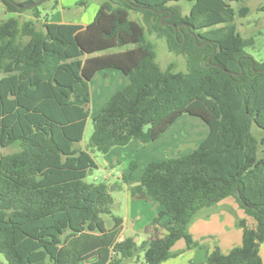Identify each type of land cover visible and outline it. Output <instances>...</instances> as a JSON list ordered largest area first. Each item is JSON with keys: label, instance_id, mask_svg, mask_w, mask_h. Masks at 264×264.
<instances>
[{"label": "trees", "instance_id": "16d2710c", "mask_svg": "<svg viewBox=\"0 0 264 264\" xmlns=\"http://www.w3.org/2000/svg\"><path fill=\"white\" fill-rule=\"evenodd\" d=\"M33 1L0 0L7 12L32 13L0 20V148L17 146L0 152L6 264H138L140 253L141 264H161L176 254L177 240L198 245L189 224L228 196L252 224L240 219L241 243L227 253L214 247L205 264H263L255 243L264 240V134L258 138L252 126L264 132V60L246 50L254 37L237 30L234 8L226 0H187L183 14L170 4L180 0H102L93 20L80 25L49 21L40 9L45 1L17 5ZM146 31L182 55L185 70L174 62L162 67ZM106 69L129 83L91 116L81 147L90 80ZM183 114L202 119L207 135L188 153L148 162L140 184L122 174L131 196L146 195L159 208L146 239H120L123 220L111 212L109 184L86 180L93 152L131 140L146 145Z\"/></svg>", "mask_w": 264, "mask_h": 264}, {"label": "crops", "instance_id": "0c3cea01", "mask_svg": "<svg viewBox=\"0 0 264 264\" xmlns=\"http://www.w3.org/2000/svg\"><path fill=\"white\" fill-rule=\"evenodd\" d=\"M55 1V6L58 5L63 10L70 7L69 5H71L72 2L76 3L78 0L72 2H70L69 0H53V2ZM101 1L102 0H96V2H93L88 7L89 12L85 15L84 11L86 10L87 6L81 9L80 14H78V20L73 19L70 21H66L64 20V18H62V15L58 13V11L51 13V17L48 16V20L56 23L67 22L86 25L93 20ZM53 2H50L49 6H53ZM182 13L185 14L187 12ZM94 82L96 97H93V90L91 87V84ZM128 83L129 78L118 69H106L96 72L90 80V102L93 100L92 97L95 98V103L97 102L96 111L98 109H101L106 104L108 98L116 90L126 86ZM92 115L94 114H91L89 112V116L91 117ZM178 118L167 127V129L161 134V136L146 145L139 141L131 140L128 144L124 145L122 149H119L118 146L113 147L111 151H113L115 154H118L120 158L118 157L115 160L110 161L109 165L114 166L115 163L119 161H126V163H129V165L131 162H134L136 164L135 170L131 171L130 169H128L127 171H121L119 174L121 179L122 174H125L127 176L129 184L135 185L132 183L137 181V178L141 175L144 166L148 162L162 160L168 157L166 156L168 154V152H166V149H168L169 144L174 141L171 136L172 133H176L175 131L177 130L183 131V133H185L182 128H173L175 126L174 124L178 122ZM171 129L175 130H172L170 132ZM207 133L208 127L207 132L204 136L194 139L186 137L187 141H184L183 139L179 140L181 141V143H179V141H175L174 147L178 150L184 143L187 144V142H189L191 139L193 141H198V144L202 139L205 138ZM184 145L183 147H185ZM122 150H124V153L120 152ZM121 157H123L124 160H121ZM139 168H141L142 170H140V172H137ZM123 183L131 200H128L129 215L126 218L121 217L123 222L119 238L130 236L134 241H137L139 243L142 240L146 239L149 236L150 232L155 230L154 226L151 223V219L154 213L159 208V205L157 204V202L147 197L146 195L139 194V196H131V193L128 189V184L124 181ZM117 184L118 183H115L114 187H117ZM240 219H245L247 224L249 225L252 224V219L245 214L243 209L232 196L223 198L216 204L201 209L188 227L191 236L198 242V245L189 248L187 247L183 239L177 240L172 246V250H174L176 254L165 259L161 262V264H205V262L193 260L195 249L198 246H205L207 249V255L214 247H218L222 253H227L230 248L241 243L242 227L238 224V221ZM145 224L149 225L150 228L149 230L146 229V231H143V226ZM162 231L163 230H161L160 232ZM258 251L259 255L261 256L262 263L264 264V240L259 243Z\"/></svg>", "mask_w": 264, "mask_h": 264}, {"label": "rangeland", "instance_id": "374dc122", "mask_svg": "<svg viewBox=\"0 0 264 264\" xmlns=\"http://www.w3.org/2000/svg\"><path fill=\"white\" fill-rule=\"evenodd\" d=\"M67 1V0H66ZM70 2L75 0H69ZM231 7L235 10V23L237 26V30L240 32V34L244 37L253 36L254 37V44L251 47H247L246 50L256 59L259 61L264 60V0H226ZM53 2V0L45 1L43 5L40 6V9L42 10V15L45 13L48 14L49 17H51V13L58 11L62 15V18L66 21L70 20H78L81 9L86 7V10L84 11V15L89 12V6L96 2V0H81L77 1L76 3H73L69 5L70 7L65 8L62 10L60 6H49V3ZM54 3V2H53ZM171 5L178 4L181 7L182 12H188L190 7V2L187 0H180V1H173L170 2ZM88 8V9H87ZM20 20H24L27 18L32 17V13L29 9H24V11L20 13H13V12H7L4 10V7L2 3L0 2V20L6 19L11 16H17ZM130 17L131 18H139L141 19V15L139 12L130 10ZM40 22L37 21V25ZM147 37L154 42L155 44V51H156V60L158 63L165 67L168 65L169 62H174V68L175 70H185V59L182 55H177L174 52H171L167 49L165 41L163 38H158L155 34H150L146 31ZM131 44L124 45L122 47H112L109 49H106L102 52H113L118 51L122 49H126L131 47ZM92 90H93V97L95 96V82L91 84ZM92 97V101L90 102L89 106V112L91 114H96L100 109H97V105L95 103V98ZM94 102V103H93ZM175 126L173 128H182L183 131H175L176 133H172V138L174 141L169 144L168 149H166L168 154L166 156H172V155H180L185 154L192 150L198 141H193L192 139L187 142V144L183 145L177 150L174 147L175 141H179L183 139L184 141H187V138H199L201 136H204L207 132V125L206 123L200 119L197 116L189 115V114H183L181 117L178 118V122L174 124ZM175 129H171L170 132ZM252 130L255 133V135L259 138L264 134L261 130H258L255 125L252 126ZM92 131V121L91 117L89 116L85 125V130L83 133V137L81 141L78 143L79 146L84 147V145L89 140V135ZM167 137V136H165ZM181 143V141H179ZM178 143V144H179ZM123 146H118L119 149H122ZM17 149V146H7L4 148H0L1 153H8L11 151H14ZM117 149V148H116ZM124 153V150L120 151ZM122 153V154H123ZM93 157L96 162V166L93 167L90 172H88V175L86 177L87 181H105L109 185H113L114 183H118L114 187V189L111 191V195L113 197V203L111 205V212L114 215H118L122 218H126L128 214V200L130 197L128 196L127 189L120 178V172L124 170L130 169L129 163H126V161L117 162L114 166L109 165L110 161L115 160L119 157L118 154H115L113 151H108L106 153L100 152V151H94ZM120 158V157H119ZM123 157H121V160ZM124 160V159H123ZM143 168V167H141ZM141 168L138 169L137 172H140L142 170ZM121 187V188H120ZM137 196V195H136ZM134 198V197H133ZM131 200V199H130ZM155 214V213H154ZM154 216V215H153ZM106 218L107 225L109 224V218L108 216ZM150 227L149 225L145 224L143 226V231H146ZM140 243V242H139ZM142 262V253H140V259L138 264H141ZM0 263L6 264V259L4 255L0 252ZM130 263L132 261L130 260Z\"/></svg>", "mask_w": 264, "mask_h": 264}, {"label": "water", "instance_id": "95a60500", "mask_svg": "<svg viewBox=\"0 0 264 264\" xmlns=\"http://www.w3.org/2000/svg\"><path fill=\"white\" fill-rule=\"evenodd\" d=\"M44 1H46V0H35V1L31 2V3H27V4H17V5L20 8H29V7H32V6H37V5L41 4V3H43ZM166 9L169 11L168 15H166V16H168V17L171 16L172 15V11L169 8H166ZM158 12H161V11H158ZM180 27H181V25L179 24L178 25V28H180ZM88 172H90V170ZM140 183L141 182L138 180V181H136V182H134L132 184H135L136 185V184H140ZM114 184L113 185H109V191H112L113 190ZM137 196H139V193H137ZM149 228L150 227H148L147 230H149ZM255 246L258 247L259 246V242H256L255 243ZM193 260L194 261H200V262H206V260H207V249H206L205 246H198L195 249V253H194V256H193Z\"/></svg>", "mask_w": 264, "mask_h": 264}, {"label": "built area", "instance_id": "2783aa9c", "mask_svg": "<svg viewBox=\"0 0 264 264\" xmlns=\"http://www.w3.org/2000/svg\"><path fill=\"white\" fill-rule=\"evenodd\" d=\"M120 239H122V238H120Z\"/></svg>", "mask_w": 264, "mask_h": 264}]
</instances>
